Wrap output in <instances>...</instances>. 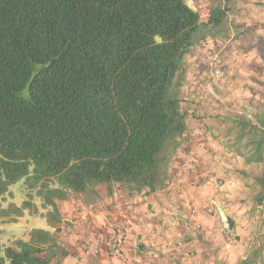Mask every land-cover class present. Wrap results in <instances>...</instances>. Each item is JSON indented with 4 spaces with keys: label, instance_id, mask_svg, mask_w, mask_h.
<instances>
[{
    "label": "trees",
    "instance_id": "16d2710c",
    "mask_svg": "<svg viewBox=\"0 0 264 264\" xmlns=\"http://www.w3.org/2000/svg\"><path fill=\"white\" fill-rule=\"evenodd\" d=\"M226 4L203 21L185 0H0V197L24 179L30 199L0 204V218L21 217L32 191L52 210L48 229L0 244V264H60L67 253L51 229L70 195L166 186L186 126L184 59L207 37L229 38ZM251 118L227 119L232 151L264 175V104ZM263 252L236 264H264Z\"/></svg>",
    "mask_w": 264,
    "mask_h": 264
},
{
    "label": "crops",
    "instance_id": "0c3cea01",
    "mask_svg": "<svg viewBox=\"0 0 264 264\" xmlns=\"http://www.w3.org/2000/svg\"><path fill=\"white\" fill-rule=\"evenodd\" d=\"M213 4V0H200L193 9L204 21ZM225 41L207 37L184 59L180 99L185 89L188 101L180 102V108L184 113L196 114L192 117L198 122H191L186 113L179 144L181 147L188 140L186 148L194 158L181 159L175 171L168 170L166 186L160 191L143 190L130 195L117 185L108 192V187L101 184L93 195H70L60 202V222L51 229L52 233L57 230V243L67 253L60 264H75L91 234L99 238V252L90 264H230V237L222 229V221L229 223L232 218L228 197L231 174L226 170L220 173V166H216L221 161L215 155L219 127L210 117L224 111L209 105L201 87L216 63L223 68L225 90L230 91V49ZM219 44L226 50H217ZM227 100L230 102V98ZM219 178L224 181L222 188L217 186ZM211 202L216 210L209 214L207 208L214 210ZM231 220L232 231L238 232L236 221ZM114 238L123 242L116 260L107 255V245Z\"/></svg>",
    "mask_w": 264,
    "mask_h": 264
},
{
    "label": "rangeland",
    "instance_id": "374dc122",
    "mask_svg": "<svg viewBox=\"0 0 264 264\" xmlns=\"http://www.w3.org/2000/svg\"><path fill=\"white\" fill-rule=\"evenodd\" d=\"M215 1L213 0V2ZM226 6L228 7L227 14L230 24V36L226 39L230 49V85H228L230 91L225 90L223 68L214 63L212 69L208 71L212 70L213 72L220 69L221 76L214 78L212 72L210 75L207 74V80L202 82L203 90H201L207 95L209 105H213V108L215 107L214 109L218 111L219 109L224 111L210 117L214 118L219 127L215 135L217 142L215 155L216 159H221L222 162L220 161L216 166H220V173L221 170H226L230 171L229 174H231L228 184L230 187L228 197H230V207H232L230 208V216L236 221L235 225L239 230L237 229L238 232H236L234 229L233 235L230 236V264H236L239 258L244 257L251 250L259 246L264 247V204L256 206L254 203L257 195H264V189L260 188L254 181L257 177L264 179V175L261 173L263 167L247 166L243 159L233 154L232 139L234 134L230 133L229 123H226L231 116L252 120L253 111L259 105L264 104V59L259 51L260 40L264 38V0H230V4L228 3ZM190 7L193 9V6ZM222 47L223 45H220L217 50L219 48L223 51L226 50ZM195 92L197 93V91ZM228 92H230V96H228ZM182 93L181 103L185 104L188 101V94H186L185 89L182 90ZM213 96L214 98H212ZM227 98H230V102ZM182 107L184 109L185 106L182 105ZM195 115L194 113L188 114L191 122H198L196 117H192ZM218 117L220 118L218 119ZM187 142L188 140L183 142L184 144L170 157V159H174L170 163V171L172 169L175 171L178 163H182L181 159L194 158V154L188 153ZM24 182L25 180L22 179L12 184L4 196V201L0 197V204L3 209L10 206L20 208L23 201L30 200L27 197L29 193L25 189ZM223 182L219 178L217 186L222 188ZM223 200L226 201V198ZM31 202L32 207L22 210L21 217L15 220L13 218H0L1 245H12L16 239L21 238L30 229H48L49 221L45 213L51 212V207L42 206L43 202L35 195L34 191L31 193ZM207 209L210 211L211 208ZM215 210L208 211V213H214ZM224 221L227 220L224 219L222 222ZM63 238L66 236L64 235ZM63 246L67 248L65 243ZM4 264L9 263L4 262Z\"/></svg>",
    "mask_w": 264,
    "mask_h": 264
},
{
    "label": "built area",
    "instance_id": "2783aa9c",
    "mask_svg": "<svg viewBox=\"0 0 264 264\" xmlns=\"http://www.w3.org/2000/svg\"><path fill=\"white\" fill-rule=\"evenodd\" d=\"M199 1L200 0H186V2L191 6H195ZM215 61H216V57H213L212 62H215ZM212 73H213L212 76L214 78H219L221 76L220 69L219 70L216 69ZM211 206H214L213 202H211ZM222 229L226 232V234L229 237L233 235V231L230 228L229 223H227V221L222 222ZM122 244L123 242L121 238H114L107 245V255L111 259L116 260L119 256V251L121 249ZM98 252H99V238L95 234H91L86 238L82 252L76 258L75 264L92 263L94 258L98 255Z\"/></svg>",
    "mask_w": 264,
    "mask_h": 264
},
{
    "label": "clouds",
    "instance_id": "9594fccd",
    "mask_svg": "<svg viewBox=\"0 0 264 264\" xmlns=\"http://www.w3.org/2000/svg\"><path fill=\"white\" fill-rule=\"evenodd\" d=\"M186 1V0H185ZM188 4V3H187ZM189 5V4H188ZM197 5V4H196ZM196 5L195 6H193V7H196ZM189 6H191V5H189ZM198 46H201L200 44L198 45Z\"/></svg>",
    "mask_w": 264,
    "mask_h": 264
}]
</instances>
